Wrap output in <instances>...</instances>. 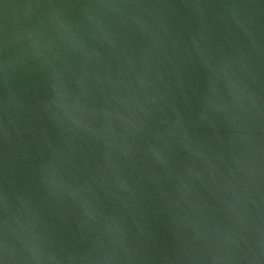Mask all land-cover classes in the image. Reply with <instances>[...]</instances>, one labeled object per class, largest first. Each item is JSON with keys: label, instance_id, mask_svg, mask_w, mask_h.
I'll list each match as a JSON object with an SVG mask.
<instances>
[{"label": "water", "instance_id": "water-1", "mask_svg": "<svg viewBox=\"0 0 264 264\" xmlns=\"http://www.w3.org/2000/svg\"><path fill=\"white\" fill-rule=\"evenodd\" d=\"M0 264H264V0H0Z\"/></svg>", "mask_w": 264, "mask_h": 264}]
</instances>
